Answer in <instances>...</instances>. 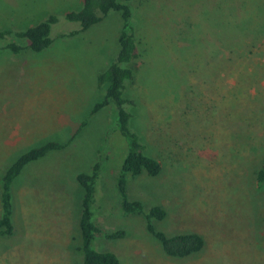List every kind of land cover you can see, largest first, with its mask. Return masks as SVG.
I'll use <instances>...</instances> for the list:
<instances>
[{
	"label": "rangeland",
	"instance_id": "374dc122",
	"mask_svg": "<svg viewBox=\"0 0 264 264\" xmlns=\"http://www.w3.org/2000/svg\"><path fill=\"white\" fill-rule=\"evenodd\" d=\"M83 0H0V32L28 29L56 14L54 43L41 53L3 50L0 39V214L2 175L15 158L48 142L71 144L28 165L12 185L15 234L0 237V264H82L83 189L76 178L103 165L94 221L98 251L122 264H264V0H134L140 45L136 128L163 165L157 177L128 175L145 210L162 206L168 236L194 232L204 250L167 256L142 216L124 215L116 180L127 144L116 112L91 115L103 100L98 75L118 52L121 16L68 37L65 13ZM88 121L78 133L82 122ZM75 136V137H74ZM124 232L122 239L107 235Z\"/></svg>",
	"mask_w": 264,
	"mask_h": 264
},
{
	"label": "trees",
	"instance_id": "16d2710c",
	"mask_svg": "<svg viewBox=\"0 0 264 264\" xmlns=\"http://www.w3.org/2000/svg\"><path fill=\"white\" fill-rule=\"evenodd\" d=\"M133 1L83 0L79 9L65 13V19L68 22L79 24V29L63 36L73 37L79 35L102 23L111 13L120 14L122 27L118 37V52L114 60L98 75V84L103 88L105 96L103 100L93 107L91 115L94 116L107 108H114L116 116L113 131L119 132L127 144V154L116 180V190L124 215L144 217L147 230L161 243L167 256L179 259L189 258L200 254L204 250V238L194 232L168 236L164 232L159 231L156 223L166 219V210L162 206L155 205L149 211H146L141 201L132 200L128 194V175L139 177L146 174L148 177H157L163 171L162 163L149 154L143 136L137 129H134L136 128L135 122L137 118L134 112H136L138 102L137 98L131 93V88L135 84L139 72L141 50L135 30ZM58 22V15L50 14L46 20L15 34L10 30L2 31L0 32L1 40L15 35L16 38L28 41L27 46L11 42L2 49L15 55L24 50L41 53L53 45L52 28ZM87 123V120L82 122L77 133ZM72 141L73 138L65 143L51 141L42 146L31 148L27 152L19 154L5 170L1 182V238H10L15 234L12 195L14 182L28 165L46 157L49 153L64 150ZM102 169L103 165L98 162L94 165L91 172L80 173L76 178L83 189L79 221L82 264H122L115 253L98 251L94 248V241L100 231L94 221L93 208L97 202V184L101 177ZM255 185L258 190L264 189V162L261 168L255 171ZM124 237L125 233L121 231L107 235V238L111 240Z\"/></svg>",
	"mask_w": 264,
	"mask_h": 264
}]
</instances>
